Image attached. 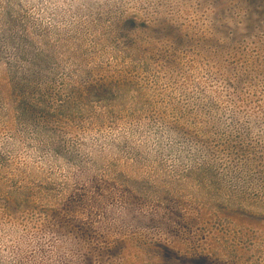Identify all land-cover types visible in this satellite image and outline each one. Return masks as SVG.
<instances>
[{
    "label": "rangeland",
    "instance_id": "1",
    "mask_svg": "<svg viewBox=\"0 0 264 264\" xmlns=\"http://www.w3.org/2000/svg\"><path fill=\"white\" fill-rule=\"evenodd\" d=\"M0 0V264H264V2Z\"/></svg>",
    "mask_w": 264,
    "mask_h": 264
},
{
    "label": "trees",
    "instance_id": "2",
    "mask_svg": "<svg viewBox=\"0 0 264 264\" xmlns=\"http://www.w3.org/2000/svg\"><path fill=\"white\" fill-rule=\"evenodd\" d=\"M260 2H261V3H259V4H262V5H263L264 0H260Z\"/></svg>",
    "mask_w": 264,
    "mask_h": 264
}]
</instances>
